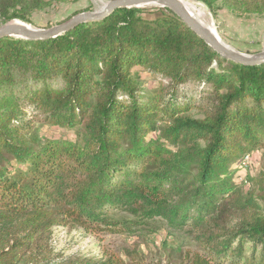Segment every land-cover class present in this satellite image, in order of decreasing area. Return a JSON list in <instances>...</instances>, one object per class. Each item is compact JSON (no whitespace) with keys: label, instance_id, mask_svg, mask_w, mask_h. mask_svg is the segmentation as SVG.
<instances>
[{"label":"trees","instance_id":"obj_1","mask_svg":"<svg viewBox=\"0 0 264 264\" xmlns=\"http://www.w3.org/2000/svg\"><path fill=\"white\" fill-rule=\"evenodd\" d=\"M80 1L0 0V26ZM200 1L264 13V0ZM138 67L168 89L142 92ZM255 153L251 177L244 159ZM157 218L202 246L182 264H264V64L223 57L169 8H121L51 39L0 38V222L14 227L0 234V264H28L33 249L49 258L54 227L128 233Z\"/></svg>","mask_w":264,"mask_h":264},{"label":"rangeland","instance_id":"obj_2","mask_svg":"<svg viewBox=\"0 0 264 264\" xmlns=\"http://www.w3.org/2000/svg\"><path fill=\"white\" fill-rule=\"evenodd\" d=\"M196 6V12H200V18L213 27L220 39L230 47L256 55L264 53V13L251 15H234L229 12L221 3H216V11L211 10L204 2L192 0ZM106 0H81L78 3H63L52 5L46 11L34 13L29 21L19 20L34 28H49L61 24L76 11L90 7L89 11H99L104 8ZM199 4V5H198ZM140 8L146 10L148 16H152L155 9L164 8L157 5H146ZM198 10V11H197ZM137 81L142 92H151L155 88L163 86L168 89V81L159 75L150 74L142 68H136ZM198 89L190 85L187 89L194 92ZM191 115L203 118L204 114L198 109H192ZM40 126L39 122H34ZM47 135L63 136L66 130L57 127H43ZM246 174L251 177L258 174L260 170L259 153L253 157L244 159ZM245 172H243L244 174ZM241 181L240 177H237ZM245 191L253 189V183L244 184ZM119 215L128 214L120 213ZM238 218H232L228 222L234 226ZM13 223L0 222V234L8 236L13 230ZM52 239L49 242L51 255L43 258L42 254L33 249L24 258V263L32 264L34 261L39 264H59L62 257L75 255L79 258H106L116 256L126 262L138 264H182L185 257L193 252H202V246L196 241L195 235L189 234L184 229L170 227L165 220L157 218L150 220L146 225L133 227L132 232L117 233L108 232L93 235L84 229H68L66 227H54Z\"/></svg>","mask_w":264,"mask_h":264},{"label":"water","instance_id":"obj_3","mask_svg":"<svg viewBox=\"0 0 264 264\" xmlns=\"http://www.w3.org/2000/svg\"><path fill=\"white\" fill-rule=\"evenodd\" d=\"M152 4L171 9L187 24L188 27H190L223 57L245 65L264 64V53L250 55L230 47L210 28L204 26L197 18H195L178 0H108L106 1L104 8L99 11H84L74 15L66 22L43 29L34 28L14 19L0 26V38L16 36L29 39H51L68 32L80 24L100 21L115 10L132 7L140 8Z\"/></svg>","mask_w":264,"mask_h":264},{"label":"bare ground","instance_id":"obj_4","mask_svg":"<svg viewBox=\"0 0 264 264\" xmlns=\"http://www.w3.org/2000/svg\"><path fill=\"white\" fill-rule=\"evenodd\" d=\"M195 18H197L204 26L210 28L218 37L219 35L216 33V31L211 27L210 25L206 24L201 18H200V12H196V6L194 5L192 0H178ZM156 5V4H152ZM199 5V4H198ZM198 11V10H197ZM220 38V37H219Z\"/></svg>","mask_w":264,"mask_h":264}]
</instances>
